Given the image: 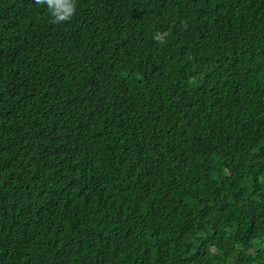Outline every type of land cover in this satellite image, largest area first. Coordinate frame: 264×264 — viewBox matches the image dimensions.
Returning a JSON list of instances; mask_svg holds the SVG:
<instances>
[{
  "label": "trees",
  "instance_id": "16d2710c",
  "mask_svg": "<svg viewBox=\"0 0 264 264\" xmlns=\"http://www.w3.org/2000/svg\"><path fill=\"white\" fill-rule=\"evenodd\" d=\"M76 8L0 0V264H264V0Z\"/></svg>",
  "mask_w": 264,
  "mask_h": 264
},
{
  "label": "clouds",
  "instance_id": "9594fccd",
  "mask_svg": "<svg viewBox=\"0 0 264 264\" xmlns=\"http://www.w3.org/2000/svg\"><path fill=\"white\" fill-rule=\"evenodd\" d=\"M35 3L47 8L50 23L56 25L70 22L77 11L76 0H35ZM168 35L167 31L157 32L153 39L163 44L166 43Z\"/></svg>",
  "mask_w": 264,
  "mask_h": 264
}]
</instances>
